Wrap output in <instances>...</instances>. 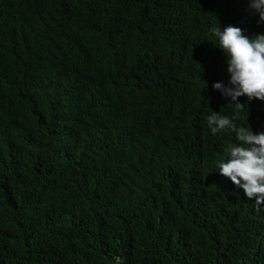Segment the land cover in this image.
I'll use <instances>...</instances> for the list:
<instances>
[{"label":"trees","instance_id":"trees-1","mask_svg":"<svg viewBox=\"0 0 264 264\" xmlns=\"http://www.w3.org/2000/svg\"><path fill=\"white\" fill-rule=\"evenodd\" d=\"M248 0H0V264H264L217 162L264 131L210 33L264 34ZM119 258V261L116 259Z\"/></svg>","mask_w":264,"mask_h":264},{"label":"clouds","instance_id":"clouds-1","mask_svg":"<svg viewBox=\"0 0 264 264\" xmlns=\"http://www.w3.org/2000/svg\"><path fill=\"white\" fill-rule=\"evenodd\" d=\"M249 8L264 22V0H248ZM210 33L218 39V47L226 54L229 85L214 83L212 87L225 98H231L232 105L243 110L245 105L238 98L246 96L249 101H264V34L250 38L244 30L229 24L213 27ZM207 124L213 135L224 130L235 133L236 143L224 148L225 158L217 162L219 174L230 179L245 196L255 199L256 211L264 204V131L254 133L250 127H237L233 119L212 111ZM119 261V258H116Z\"/></svg>","mask_w":264,"mask_h":264}]
</instances>
